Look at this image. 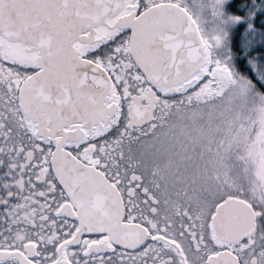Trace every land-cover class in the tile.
<instances>
[{
	"label": "snow or ice",
	"instance_id": "snow-or-ice-1",
	"mask_svg": "<svg viewBox=\"0 0 264 264\" xmlns=\"http://www.w3.org/2000/svg\"><path fill=\"white\" fill-rule=\"evenodd\" d=\"M0 264H264V0H0Z\"/></svg>",
	"mask_w": 264,
	"mask_h": 264
}]
</instances>
